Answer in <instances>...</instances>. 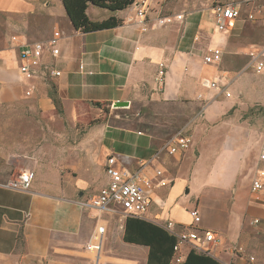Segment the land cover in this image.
Instances as JSON below:
<instances>
[{"label":"crops","instance_id":"obj_1","mask_svg":"<svg viewBox=\"0 0 264 264\" xmlns=\"http://www.w3.org/2000/svg\"><path fill=\"white\" fill-rule=\"evenodd\" d=\"M173 2L150 0L145 23L136 18L133 3L114 12L90 4L87 14L92 21L115 16L121 22L113 28L81 32L70 23L61 0H0V103L29 100L60 120L58 108L73 124L88 107L90 111L111 109V114L119 100L129 106H171L169 123L192 120L193 142L189 149L173 156L162 154L144 168L155 179L153 168L162 167L172 179L170 186L155 190L144 219L156 224L170 220L179 230H214L221 244L211 256L221 264H248L245 256H232L228 248L232 244L243 246L264 263V188L259 202L250 193L257 170L264 168L258 157L264 118L256 124V113L251 111L256 105L264 106V68L259 72L247 68L246 55L264 44V0L241 5V17L225 31L216 29L211 8L195 9L198 0H188L181 10ZM254 6L261 9L250 20L247 13ZM167 14L183 17L157 27L155 18ZM54 28L62 31L59 54L53 57L45 48L32 75L21 74L11 36L46 42ZM208 47L221 48L218 63L201 62ZM160 63L166 65L163 89L156 81ZM52 69L61 74L51 75ZM213 79L227 84L231 95L207 89L206 81ZM30 88L32 94L26 95ZM169 134L100 121L87 132L83 144L51 147L42 161L28 152L0 147V182L22 168L36 171L28 191L0 186V264H146L148 247L123 239L127 216L120 206L100 212L78 201L108 184V157L116 156L117 165L138 168ZM206 160L213 165L207 170L201 164ZM248 168L247 182L237 184L240 172ZM214 169L220 189L215 194L221 196L215 199L218 205L213 206L210 219L201 217L193 223L189 210L197 206L202 214V209L192 182L199 176L210 178ZM192 190L196 201L190 198ZM253 218L260 222L252 224ZM101 224L105 231L100 249L90 251L86 244ZM189 246H182L185 254Z\"/></svg>","mask_w":264,"mask_h":264},{"label":"built area","instance_id":"obj_2","mask_svg":"<svg viewBox=\"0 0 264 264\" xmlns=\"http://www.w3.org/2000/svg\"><path fill=\"white\" fill-rule=\"evenodd\" d=\"M150 0H134L136 18L142 23L146 22L147 12L149 9ZM254 0H243V3L249 4ZM260 1V0H255ZM241 4L239 0L223 2L215 0L211 6V11L214 15L216 29L225 31L229 29L233 22L241 17ZM261 7H253L247 13V18L250 20L256 19V14L260 12ZM182 14H167L155 18L154 24L157 27L170 24L172 21L182 19ZM146 27H143L145 30ZM62 31L59 28H54L46 42L43 40H28L26 37H21L18 34L11 36V41L16 46L19 53L18 70L26 77L32 75V69L41 64L43 52L48 49L51 56L56 57L59 54V41L62 37ZM221 48H207V52L203 54L201 62L205 65L218 63L221 60ZM247 68L253 67L256 72L264 68V44L260 47L248 50ZM165 67L164 63H160L157 69V86L163 89L165 83ZM187 65L185 69H188ZM82 69V65H79ZM51 75H60L61 72L57 69H52L49 72ZM205 86L209 90H214L218 94L230 96L231 93L227 90V84L221 83L219 79L207 80ZM32 89H27L26 95H31ZM201 113V112H200ZM192 120L186 121L175 132L169 134L161 145L156 148L151 158L144 161L138 168L130 169L117 165V158L111 155L107 159L106 172L110 179L108 184L102 187L95 195L89 198L80 199L78 203L87 208H95L100 212L111 211L114 207L120 206L126 216H136L144 218L148 211L155 190L160 187L170 186L172 179L165 173L162 167L155 166L153 174L155 179L144 171V168L161 158L162 154L173 156L191 147L193 142L192 137ZM259 160L264 162V142L259 151ZM36 171L33 168L20 169L12 177L0 182V186L8 190H23L28 191ZM264 188V168L257 170L250 186V193L253 201L259 202L263 200ZM189 215L193 223H198L201 220L200 210L197 206L189 210ZM260 222L259 218H253L251 223L256 225ZM170 235L174 236L176 241L173 246V255L169 264H183L187 254L184 253L182 246L189 244L190 250L213 255L215 247L221 244V238L217 236L214 230H200L191 228L188 230L177 229L176 224L170 220H164L157 223ZM105 227L103 224L98 225L96 230L89 238L86 248L93 252H98L100 249L102 234ZM232 256L243 255L246 257L248 264H264L258 263L257 257L254 254L248 253L241 245H231L228 247ZM227 264H232L229 262Z\"/></svg>","mask_w":264,"mask_h":264},{"label":"rangeland","instance_id":"obj_3","mask_svg":"<svg viewBox=\"0 0 264 264\" xmlns=\"http://www.w3.org/2000/svg\"><path fill=\"white\" fill-rule=\"evenodd\" d=\"M215 0H198L195 4V9H210ZM188 0H176L173 2L175 9L181 10L185 8ZM242 6L245 5L243 0ZM193 3V0H190ZM243 7L242 9H244ZM245 10V9H244ZM242 10V11H244ZM263 13V10H262ZM233 70L240 72L241 68L235 67ZM250 73V78L257 80L253 70H247ZM232 88V87H231ZM230 90V89H229ZM231 91V90H230ZM172 107L167 105L134 104L129 107L114 108L110 114L104 108L102 111L86 108V114L83 118L78 119L74 124L64 119L62 111L57 108V115L60 120L50 118L49 115L44 114L41 109H38L29 100H21L16 103H0V147L7 150L24 151L33 154L39 161L46 158V155L51 154V147H65L78 146L83 144L85 135L96 123L106 121L110 124L122 125L125 127H138L145 130H158L160 133H172L176 130L181 121L175 124L169 123V114L172 112ZM252 113H256L255 123L262 124L264 118V106L256 105L252 108ZM198 133H195L198 136ZM206 153V152H205ZM205 156V155H204ZM202 168L207 170L208 167L213 166L212 163L202 161ZM260 165V164H259ZM34 168V167H33ZM35 170V169H34ZM213 175L208 178L199 176L192 185L198 191L199 203L201 205V217L204 221L210 219L209 214L217 204L216 198L221 196L215 194L220 189L216 186V176ZM250 168L240 172L237 184L246 183L249 176ZM254 176V170L251 174V179ZM250 179V183H251ZM236 186V185H235ZM226 192V191H225ZM194 190L190 193L192 201H196ZM218 205V204H217ZM213 207V209H211Z\"/></svg>","mask_w":264,"mask_h":264},{"label":"trees","instance_id":"obj_4","mask_svg":"<svg viewBox=\"0 0 264 264\" xmlns=\"http://www.w3.org/2000/svg\"><path fill=\"white\" fill-rule=\"evenodd\" d=\"M134 0H61L67 18L76 30L81 32H95L104 28H113L121 20L115 16L101 21H92L88 17L87 7L106 8L109 11L126 9ZM53 94V98L55 99ZM106 109V108H105ZM109 110L106 109V112ZM124 241L145 245L148 247L146 264H169L173 255L175 237L150 220L136 216H127L124 228ZM183 264H221L209 254L189 251Z\"/></svg>","mask_w":264,"mask_h":264},{"label":"water","instance_id":"obj_5","mask_svg":"<svg viewBox=\"0 0 264 264\" xmlns=\"http://www.w3.org/2000/svg\"><path fill=\"white\" fill-rule=\"evenodd\" d=\"M114 108H118V107H128L129 106V102L128 101H123V100H119L113 103L112 105Z\"/></svg>","mask_w":264,"mask_h":264}]
</instances>
